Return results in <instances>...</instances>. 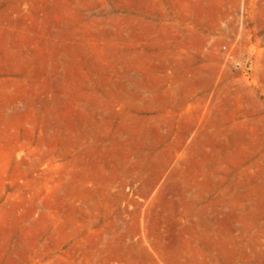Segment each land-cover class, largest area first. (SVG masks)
<instances>
[{
    "label": "rangeland",
    "instance_id": "obj_1",
    "mask_svg": "<svg viewBox=\"0 0 264 264\" xmlns=\"http://www.w3.org/2000/svg\"><path fill=\"white\" fill-rule=\"evenodd\" d=\"M0 264H264V0H0Z\"/></svg>",
    "mask_w": 264,
    "mask_h": 264
}]
</instances>
